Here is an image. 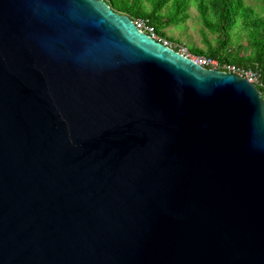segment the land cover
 <instances>
[{"label": "water", "instance_id": "obj_1", "mask_svg": "<svg viewBox=\"0 0 264 264\" xmlns=\"http://www.w3.org/2000/svg\"><path fill=\"white\" fill-rule=\"evenodd\" d=\"M0 264H264V100L104 0H0Z\"/></svg>", "mask_w": 264, "mask_h": 264}, {"label": "trees", "instance_id": "obj_2", "mask_svg": "<svg viewBox=\"0 0 264 264\" xmlns=\"http://www.w3.org/2000/svg\"><path fill=\"white\" fill-rule=\"evenodd\" d=\"M104 1L112 10L125 13L130 18L148 19L156 31L164 36L166 34L163 30L166 26L186 18L189 6V0ZM194 2L203 27L208 33L215 35V38L212 42L208 38V33L203 30L206 50L195 45L188 50L193 54H206L245 67L257 68L261 82L257 88L264 100V0L257 7L246 0H194ZM243 48L245 52L241 53Z\"/></svg>", "mask_w": 264, "mask_h": 264}, {"label": "built area", "instance_id": "obj_3", "mask_svg": "<svg viewBox=\"0 0 264 264\" xmlns=\"http://www.w3.org/2000/svg\"><path fill=\"white\" fill-rule=\"evenodd\" d=\"M134 25L142 32H145L154 40L162 43L165 46H168L186 57L192 59L194 62L199 64L200 66L208 69L221 70L225 72L234 73L240 77L247 79L249 82L254 83L256 86L260 85V72L257 68L253 67H245L240 64H236L233 62L220 60L215 57L208 56L206 54H193L191 53L187 47L179 44L176 41H172L169 37H166L160 33H158L148 19L142 17L131 18Z\"/></svg>", "mask_w": 264, "mask_h": 264}, {"label": "rangeland", "instance_id": "obj_4", "mask_svg": "<svg viewBox=\"0 0 264 264\" xmlns=\"http://www.w3.org/2000/svg\"><path fill=\"white\" fill-rule=\"evenodd\" d=\"M247 3H251L254 6L261 5L263 0H246ZM187 16L184 20L177 23H170L164 28V32L167 37L174 39L176 42L181 43V45L187 47V49H192V45L206 50V45L203 41V30L205 28L200 20L199 11L195 5L194 0H189V6L186 10ZM207 32V31H206ZM208 33V32H207ZM217 35V34H216ZM208 38L214 42L215 35L208 33ZM243 43V39H241ZM245 52V48L241 49V53Z\"/></svg>", "mask_w": 264, "mask_h": 264}]
</instances>
